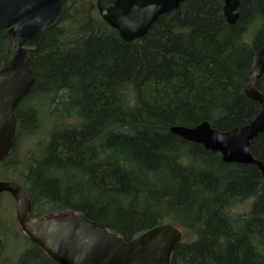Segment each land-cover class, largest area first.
I'll use <instances>...</instances> for the list:
<instances>
[{"label":"trees","instance_id":"trees-1","mask_svg":"<svg viewBox=\"0 0 264 264\" xmlns=\"http://www.w3.org/2000/svg\"><path fill=\"white\" fill-rule=\"evenodd\" d=\"M240 2L230 24L221 0H184L142 38L124 41L95 0H68L28 52L33 83L14 110L0 180L17 184L39 218L82 214L124 240L173 225L181 240L168 264H264L258 168L170 131L201 122L226 131L258 114L242 82L264 43V0ZM11 52L3 31L0 66ZM256 87L264 94V73ZM249 152L264 161V132ZM2 197L0 264H57Z\"/></svg>","mask_w":264,"mask_h":264},{"label":"water","instance_id":"water-1","mask_svg":"<svg viewBox=\"0 0 264 264\" xmlns=\"http://www.w3.org/2000/svg\"><path fill=\"white\" fill-rule=\"evenodd\" d=\"M68 0H0V34L6 31L12 42L11 57L0 66V160L13 147L16 131L14 110L33 83L28 52L40 45L45 31L64 13ZM184 0H95L101 18L124 41L142 38L163 14ZM223 14L233 24L240 12V0H221ZM133 8L134 19H128ZM264 73V43L251 54L250 69L242 82L243 92L260 104L258 114L246 125L220 131L201 122L192 127L171 126L184 140L218 152L224 162L252 164L264 179V161L249 152V143L264 132V94L256 87ZM15 202V218L29 240L57 264H168L181 232L170 224L153 227L136 237L121 236L100 228L82 214L39 218L31 215V202L15 183L0 180V193Z\"/></svg>","mask_w":264,"mask_h":264},{"label":"rangeland","instance_id":"rangeland-1","mask_svg":"<svg viewBox=\"0 0 264 264\" xmlns=\"http://www.w3.org/2000/svg\"><path fill=\"white\" fill-rule=\"evenodd\" d=\"M2 198L5 201V202L3 201V203L7 204V206L10 208V210L12 211V213L14 215V200L11 198V196L7 192L3 193V197Z\"/></svg>","mask_w":264,"mask_h":264}]
</instances>
